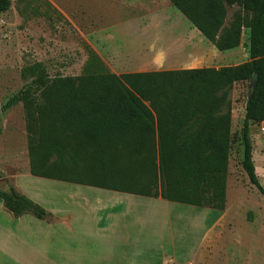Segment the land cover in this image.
Returning a JSON list of instances; mask_svg holds the SVG:
<instances>
[{"label": "trees", "instance_id": "obj_1", "mask_svg": "<svg viewBox=\"0 0 264 264\" xmlns=\"http://www.w3.org/2000/svg\"><path fill=\"white\" fill-rule=\"evenodd\" d=\"M169 1L221 53L237 49L248 30L249 60L116 75L92 54L81 76L50 78L42 64L26 68L23 78L31 82L2 110L24 107L33 176L222 212L231 92L256 74L240 142L242 168L264 196L250 136L251 125L264 122V0ZM11 7L0 0V15ZM0 199L15 217L47 216L14 190L0 191Z\"/></svg>", "mask_w": 264, "mask_h": 264}, {"label": "rangeland", "instance_id": "obj_2", "mask_svg": "<svg viewBox=\"0 0 264 264\" xmlns=\"http://www.w3.org/2000/svg\"><path fill=\"white\" fill-rule=\"evenodd\" d=\"M11 1V9L0 15V154L19 157L16 162L4 161L5 171L16 164V168L29 167L24 107L19 103L2 110L31 82L32 78H23L26 68L42 64L50 78L81 76L92 54L116 75L185 67L220 68L249 60L248 30L243 32L237 49L218 52L169 0ZM252 86L253 80L238 83L231 92L226 200L224 211H218L216 228L205 235L207 223L193 230L188 218L173 213L165 228V239L149 231L140 233L141 248L134 250L138 257L134 264H161L164 255L178 253L183 255L177 257L180 264H264V196L250 184L242 168L240 142ZM250 133L254 164L264 188V122L251 125ZM43 186L41 197L50 207L53 188L66 189L71 185L43 179ZM61 193L65 196L63 190ZM63 202L69 203L66 197ZM176 208L195 210L175 204L173 212ZM211 214L214 221L217 213ZM124 251L127 255L130 249ZM122 259L123 264H130L128 256Z\"/></svg>", "mask_w": 264, "mask_h": 264}, {"label": "crops", "instance_id": "obj_3", "mask_svg": "<svg viewBox=\"0 0 264 264\" xmlns=\"http://www.w3.org/2000/svg\"><path fill=\"white\" fill-rule=\"evenodd\" d=\"M202 68L219 69L207 66L181 70ZM18 157L0 154V166L3 168L0 171V191L9 193L14 190L43 208L47 216L43 219L32 214L15 217L0 199V264H123V256H128L130 264H134L138 259L134 250L141 248L140 233L148 234L149 231L165 239V228L172 221L173 213L177 217L188 218L193 230L207 223L209 227L205 225V235L212 234L219 222L218 210L187 205L195 210L176 208L173 212V205L179 203L161 197L138 196L71 183H67L71 186L66 189L63 186L53 188L49 207L41 197V192L45 191L43 178L33 176L30 167L16 168V164L5 171L2 163L7 160L16 162ZM64 197L68 204L63 202ZM209 211L217 213L215 222L211 221L213 214ZM125 248L130 249L127 255ZM169 256L164 255L161 264H180L177 257H183L182 253Z\"/></svg>", "mask_w": 264, "mask_h": 264}, {"label": "water", "instance_id": "obj_4", "mask_svg": "<svg viewBox=\"0 0 264 264\" xmlns=\"http://www.w3.org/2000/svg\"><path fill=\"white\" fill-rule=\"evenodd\" d=\"M244 47H246V46H244ZM257 80H258V76L255 74V75L253 76V86H252V91H253V89H254L256 83H257Z\"/></svg>", "mask_w": 264, "mask_h": 264}]
</instances>
